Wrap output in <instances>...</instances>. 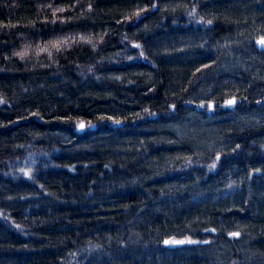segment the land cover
<instances>
[{
	"label": "trees",
	"instance_id": "obj_1",
	"mask_svg": "<svg viewBox=\"0 0 264 264\" xmlns=\"http://www.w3.org/2000/svg\"><path fill=\"white\" fill-rule=\"evenodd\" d=\"M262 37L264 0H0V264H264Z\"/></svg>",
	"mask_w": 264,
	"mask_h": 264
},
{
	"label": "water",
	"instance_id": "obj_2",
	"mask_svg": "<svg viewBox=\"0 0 264 264\" xmlns=\"http://www.w3.org/2000/svg\"><path fill=\"white\" fill-rule=\"evenodd\" d=\"M261 40H264V37L259 38L254 42V47L258 52L264 53V44L260 43ZM233 104V102H231ZM82 128V127H81Z\"/></svg>",
	"mask_w": 264,
	"mask_h": 264
},
{
	"label": "rangeland",
	"instance_id": "obj_3",
	"mask_svg": "<svg viewBox=\"0 0 264 264\" xmlns=\"http://www.w3.org/2000/svg\"><path fill=\"white\" fill-rule=\"evenodd\" d=\"M181 242L182 241H180V240H169V241L164 242V244H166V245H174V244H179Z\"/></svg>",
	"mask_w": 264,
	"mask_h": 264
},
{
	"label": "snow or ice",
	"instance_id": "obj_4",
	"mask_svg": "<svg viewBox=\"0 0 264 264\" xmlns=\"http://www.w3.org/2000/svg\"><path fill=\"white\" fill-rule=\"evenodd\" d=\"M260 43L264 44V40H261ZM233 235H236L235 233Z\"/></svg>",
	"mask_w": 264,
	"mask_h": 264
}]
</instances>
